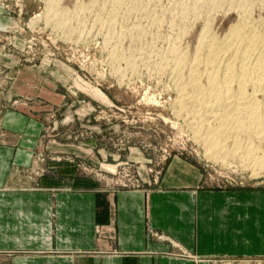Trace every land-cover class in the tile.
Listing matches in <instances>:
<instances>
[{"label":"rangeland","instance_id":"obj_1","mask_svg":"<svg viewBox=\"0 0 264 264\" xmlns=\"http://www.w3.org/2000/svg\"><path fill=\"white\" fill-rule=\"evenodd\" d=\"M201 1L0 0V12L9 17L0 26V133L12 112L26 119L25 127L35 124L29 136L40 139L31 164L15 173L18 182L39 187L43 177H71L114 192L154 188L168 175L199 188L264 189V173L244 164L251 158H210L192 112L180 108L186 96L180 83L191 69H199L204 85L214 70L194 60L206 23L209 40L225 37L236 21L264 30V0H239L236 9L200 7ZM42 13L50 21L31 24ZM180 53L187 57L181 62ZM233 142L228 134L223 149ZM209 263L264 264V255L218 256Z\"/></svg>","mask_w":264,"mask_h":264},{"label":"crops","instance_id":"obj_2","mask_svg":"<svg viewBox=\"0 0 264 264\" xmlns=\"http://www.w3.org/2000/svg\"><path fill=\"white\" fill-rule=\"evenodd\" d=\"M8 23L1 11L0 26ZM25 125L12 112L1 121L0 264H210L264 255V189L199 188L168 175L154 188L114 192L71 177L27 187L15 173L31 164L40 139L29 136L35 124Z\"/></svg>","mask_w":264,"mask_h":264},{"label":"bare ground","instance_id":"obj_3","mask_svg":"<svg viewBox=\"0 0 264 264\" xmlns=\"http://www.w3.org/2000/svg\"><path fill=\"white\" fill-rule=\"evenodd\" d=\"M241 1L203 0L200 7L213 9L220 5L230 4L236 9L238 5H241ZM84 6V3L78 5L79 8H84ZM182 9L184 8L182 7ZM64 10L67 11L66 8ZM189 13L187 10L181 14L186 17ZM43 15V13L37 14L31 19V24L35 25L43 18L50 21L48 20V14ZM208 25L209 22L205 25L207 29ZM207 29L201 33L194 60L197 63L196 66L205 64L212 66L214 70L211 73L209 72V83L207 85L201 83L198 75L200 71L195 66L194 69L199 72L192 68L193 72L189 73L190 76L187 75V77L189 76L188 79L186 78L187 81H184L183 85L180 83L181 81L179 82L182 86L181 92L186 93V96H183L184 93L182 94L183 99H180L182 100L180 103L182 107L180 108L181 110L183 108L182 111L188 109L190 113L192 112L193 116L186 111L187 115L192 116L194 127L199 125L200 128H203L202 130L196 128L195 135L199 140L206 143L210 158L226 161L225 159L229 154L234 157L240 153L242 158L247 156L248 159H252L250 162L245 161L244 164L249 166L255 175L260 176L264 173V30L257 29L256 26L255 29H250L243 22L236 21L231 24L225 37L220 39L214 36L209 40L207 38L208 34L205 33ZM207 31H210V29ZM85 39L87 38L85 37ZM205 48H207V52L203 53ZM186 58V55H182L178 59L181 62ZM218 60H220V65H217ZM176 69L174 70L176 71ZM181 69H177V71L181 72ZM183 76L182 80L185 79ZM179 78L181 79V77ZM189 88L193 90H191L192 92H195V95H189L187 92ZM210 118L213 119L215 124H212V120L211 122L208 121ZM228 134L234 136V146L230 150L223 149V139ZM243 135L248 139H244ZM255 138H259L261 143H255ZM259 152H262L263 155L259 156ZM241 157L240 159H242ZM107 167L115 168L114 166Z\"/></svg>","mask_w":264,"mask_h":264}]
</instances>
